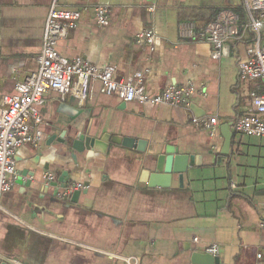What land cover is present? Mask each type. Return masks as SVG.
Returning a JSON list of instances; mask_svg holds the SVG:
<instances>
[{
    "label": "crops",
    "instance_id": "0c3cea01",
    "mask_svg": "<svg viewBox=\"0 0 264 264\" xmlns=\"http://www.w3.org/2000/svg\"><path fill=\"white\" fill-rule=\"evenodd\" d=\"M53 4L80 10L56 44L62 58L112 67L116 81L141 73L149 96L171 85L193 95L185 109L122 102L102 95L96 81L83 100L47 91L37 106L41 125L32 128L39 140L14 152L17 177L26 176L1 196L0 263L194 264L195 253L216 244L222 264H264V138L231 127L251 92L264 95L263 82L238 75L253 36L226 42L227 56L216 61L209 44L178 35L180 23L199 30L221 8L239 11L241 0H0V100L36 71ZM95 6L109 8L106 25L96 22ZM145 31L154 34L151 50L137 42ZM194 118L217 121L205 129ZM103 134L134 148L85 150L83 140ZM166 147L188 156L191 168L181 184L174 177L169 187L149 188L141 171ZM70 185L82 188L64 194Z\"/></svg>",
    "mask_w": 264,
    "mask_h": 264
},
{
    "label": "built area",
    "instance_id": "2783aa9c",
    "mask_svg": "<svg viewBox=\"0 0 264 264\" xmlns=\"http://www.w3.org/2000/svg\"><path fill=\"white\" fill-rule=\"evenodd\" d=\"M93 12L99 25L107 24V6H95ZM79 18V9L65 10L57 8L55 4L51 6L44 24L36 71L27 74L17 84L14 95L0 100V200L4 193L11 190L17 178L15 150L25 145H35L40 138V131H33L32 128L41 125L37 106L49 90L56 92L61 99L74 94L83 100L89 84L96 81L100 84L102 95L115 96L122 102L189 108L193 95L190 86L171 85L159 94L149 96L141 73L116 81L112 67L98 69L80 58H62L56 52V44L66 38ZM246 33H251L253 37L247 48L246 61L238 65L239 78L241 81H261L264 84V0H241L239 11L221 8L199 30L188 22L180 23L178 28L182 41L209 44L212 47L211 57L216 61L227 56L226 42L241 40ZM153 38L152 31H145L138 36L137 42L151 50ZM249 99L247 113L232 121L231 127L241 136L264 138V120L261 118L264 115V95L251 92ZM216 121V118H194L191 124L210 129ZM46 179L49 182L52 175L47 174ZM81 188L80 185H70L64 194H72ZM203 253L218 257L219 247L216 244L208 245Z\"/></svg>",
    "mask_w": 264,
    "mask_h": 264
},
{
    "label": "water",
    "instance_id": "95a60500",
    "mask_svg": "<svg viewBox=\"0 0 264 264\" xmlns=\"http://www.w3.org/2000/svg\"><path fill=\"white\" fill-rule=\"evenodd\" d=\"M224 138V147L228 148L231 134L223 133ZM134 141L131 139H120L118 137H110L108 134H103L100 137H90L83 140L85 150H92L94 152H99L105 154L108 151V146L117 145L127 148H134ZM138 151V147H135ZM191 166L189 165V158L186 155L178 154V150L166 147L164 152L160 155L154 156L153 159L149 161L147 169L141 171L140 181L147 184L149 188H166L169 187L171 180L176 177L177 181L181 184L184 179V175L187 173L188 169ZM26 174L23 172L17 177V183L21 184L22 178ZM64 177V175H62ZM61 188H64V180H60ZM26 187L29 186V183L25 184ZM79 191L73 193L75 196ZM194 264H222L218 257H212L205 253H195L192 258ZM6 264V263H0Z\"/></svg>",
    "mask_w": 264,
    "mask_h": 264
},
{
    "label": "trees",
    "instance_id": "16d2710c",
    "mask_svg": "<svg viewBox=\"0 0 264 264\" xmlns=\"http://www.w3.org/2000/svg\"><path fill=\"white\" fill-rule=\"evenodd\" d=\"M68 187V186H67Z\"/></svg>",
    "mask_w": 264,
    "mask_h": 264
}]
</instances>
